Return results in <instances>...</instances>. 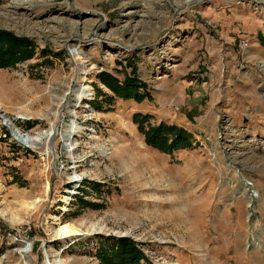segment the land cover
<instances>
[{
  "label": "rangeland",
  "instance_id": "374dc122",
  "mask_svg": "<svg viewBox=\"0 0 264 264\" xmlns=\"http://www.w3.org/2000/svg\"><path fill=\"white\" fill-rule=\"evenodd\" d=\"M13 2L0 0V30L32 54L0 65V264H45L39 240L16 253V229L29 221L30 237L58 239L56 220L90 232L51 243L71 242L70 264H102L109 236L132 239L143 264H264V0ZM126 59L152 100L118 98L97 78L123 79ZM136 112L183 128L192 147L147 145ZM74 168L85 178L70 182ZM247 181L261 194L250 206Z\"/></svg>",
  "mask_w": 264,
  "mask_h": 264
},
{
  "label": "trees",
  "instance_id": "16d2710c",
  "mask_svg": "<svg viewBox=\"0 0 264 264\" xmlns=\"http://www.w3.org/2000/svg\"><path fill=\"white\" fill-rule=\"evenodd\" d=\"M260 34V33H259ZM261 35V34H260ZM259 36V35H258ZM31 42L28 38L18 37L9 31L0 30V65L13 64L30 57L29 49ZM28 49V51H27ZM46 50H43L45 52ZM60 55V53H55ZM120 64L121 62L118 61ZM125 66L130 68L123 79H119L106 70L99 71L97 78L118 98L142 102L153 97L147 89L146 83L142 82L137 75V66L133 59H126ZM102 92V91H101ZM100 90L96 94H99ZM151 115L136 112L132 115L133 122L138 131L143 134L144 142L163 153H171L174 149L192 147L191 134L174 124L150 123ZM82 206H96L80 199ZM97 255L102 264H143L144 256L135 242L129 237L109 236L101 239L97 249Z\"/></svg>",
  "mask_w": 264,
  "mask_h": 264
},
{
  "label": "built area",
  "instance_id": "2783aa9c",
  "mask_svg": "<svg viewBox=\"0 0 264 264\" xmlns=\"http://www.w3.org/2000/svg\"><path fill=\"white\" fill-rule=\"evenodd\" d=\"M1 117L2 116L0 113V118ZM7 119L11 122L15 121V119H13V118L11 120L10 117ZM3 124L8 125L6 122H3ZM10 128L12 129V132H13V129H15L13 126L12 127L10 126ZM35 133L31 134L28 131H22V130L18 129L17 130L18 136H16L13 132V138L21 144H26L27 142L30 141L29 136H34ZM30 142H32V141H30ZM78 174H79V172L76 171L74 168V172L72 174V177L70 178V182L81 181L82 179L85 178L84 176H79ZM30 230H31V225H30L29 221L25 222L24 227L22 226V227H19L16 229V233H17V238L15 240L16 245L13 249L16 250V253L20 257L25 258V256H28L27 254L33 250L34 244L36 243V241L39 240L40 245L43 248V258L45 259V264H68L67 261H63V258L61 257V252L65 251L67 249V246H69L71 242L67 243L65 246L59 244L58 245V247H59L58 251H53V249H52L53 245H51V243L55 240L57 241L58 239H52V237L38 238V239L34 238V237H30L29 236ZM14 234H15V232H14ZM46 245H47V247H45ZM23 260H25V259H23ZM96 264H97V262H96Z\"/></svg>",
  "mask_w": 264,
  "mask_h": 264
},
{
  "label": "bare ground",
  "instance_id": "6f19581e",
  "mask_svg": "<svg viewBox=\"0 0 264 264\" xmlns=\"http://www.w3.org/2000/svg\"><path fill=\"white\" fill-rule=\"evenodd\" d=\"M22 3H26V2H24V0H14L13 7L14 8L15 7H19L20 4H22ZM76 54L78 56H77V60H75V63H76L77 66H80V65L83 64V61L82 60L78 61V59H82V56L80 55L79 51H76ZM83 88H87V87L84 86V84H83ZM0 104H1V102H0ZM78 129L79 128H77V130ZM77 130H75L73 135H75ZM47 137L48 136H45L43 138H47ZM36 138H39V136L36 137ZM230 169H233L234 174L237 176V171L238 170L235 169V166L232 165ZM238 177H239V175H238ZM242 187L243 188L241 190V196L247 200V206H250L253 197L254 196L255 197H260L261 194L259 193V191H258V189L256 187V184L254 182L247 181L246 183L242 184ZM1 189H2V185H1V182H0V190ZM250 190H252V192H250ZM63 201L66 202V199H63ZM38 202H39V199L34 200L33 202H30L31 205H27V208L35 207V205H37ZM241 207H242V205H241ZM240 210H241V208H240ZM0 214L3 216L5 213H4V211L0 210ZM53 225H55V226L50 229L51 233H52V235L54 237H56L58 239H63L64 240V238H70V239L74 238L76 240H79V239H83V238L87 237L90 234V232L82 229L79 225H77V224H75L73 222H59V221L56 220V221H54ZM26 263H27V261L24 262V264H26ZM68 264H70V263H68Z\"/></svg>",
  "mask_w": 264,
  "mask_h": 264
}]
</instances>
